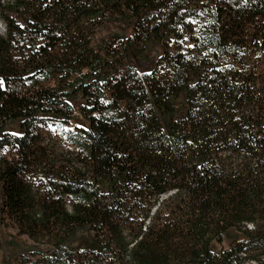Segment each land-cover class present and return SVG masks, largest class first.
<instances>
[{"label":"trees","instance_id":"1","mask_svg":"<svg viewBox=\"0 0 264 264\" xmlns=\"http://www.w3.org/2000/svg\"><path fill=\"white\" fill-rule=\"evenodd\" d=\"M0 18L2 264H264V0Z\"/></svg>","mask_w":264,"mask_h":264},{"label":"rangeland","instance_id":"2","mask_svg":"<svg viewBox=\"0 0 264 264\" xmlns=\"http://www.w3.org/2000/svg\"><path fill=\"white\" fill-rule=\"evenodd\" d=\"M3 2L6 0H2ZM1 21V18H0ZM0 32H3L2 27L0 26ZM243 236L237 232H232L228 235L222 245H219L217 249L226 248L228 249L229 245L233 241L242 240ZM25 237H20L17 234L16 229L12 227V225L7 222L4 226L0 224V264L3 263L5 255L11 253V247H16V244L25 241ZM13 243L15 246H13Z\"/></svg>","mask_w":264,"mask_h":264},{"label":"bare ground","instance_id":"3","mask_svg":"<svg viewBox=\"0 0 264 264\" xmlns=\"http://www.w3.org/2000/svg\"><path fill=\"white\" fill-rule=\"evenodd\" d=\"M0 26L2 27V29H3V32H5L6 25H4V24L2 23V21H0ZM3 32H1V33H3Z\"/></svg>","mask_w":264,"mask_h":264}]
</instances>
